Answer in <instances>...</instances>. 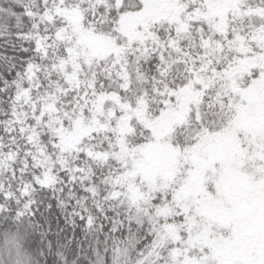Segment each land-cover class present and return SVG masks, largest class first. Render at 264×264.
<instances>
[{
	"label": "snow or ice",
	"instance_id": "obj_1",
	"mask_svg": "<svg viewBox=\"0 0 264 264\" xmlns=\"http://www.w3.org/2000/svg\"><path fill=\"white\" fill-rule=\"evenodd\" d=\"M44 210L264 264V0H0V220Z\"/></svg>",
	"mask_w": 264,
	"mask_h": 264
},
{
	"label": "trees",
	"instance_id": "obj_2",
	"mask_svg": "<svg viewBox=\"0 0 264 264\" xmlns=\"http://www.w3.org/2000/svg\"><path fill=\"white\" fill-rule=\"evenodd\" d=\"M58 214L60 219L49 220L48 212L44 210L35 219L38 228L35 231L27 229L36 264H111L113 245L121 239H129L127 231L121 237L117 229L109 227V221L103 217L96 220L98 227L93 229L91 217L89 227L84 228L73 225L70 218L65 223L63 210ZM0 225L9 224L0 220ZM134 240L128 254L129 264H133L136 259L142 237L135 233Z\"/></svg>",
	"mask_w": 264,
	"mask_h": 264
},
{
	"label": "clouds",
	"instance_id": "obj_3",
	"mask_svg": "<svg viewBox=\"0 0 264 264\" xmlns=\"http://www.w3.org/2000/svg\"><path fill=\"white\" fill-rule=\"evenodd\" d=\"M25 227L0 225V264H36Z\"/></svg>",
	"mask_w": 264,
	"mask_h": 264
}]
</instances>
